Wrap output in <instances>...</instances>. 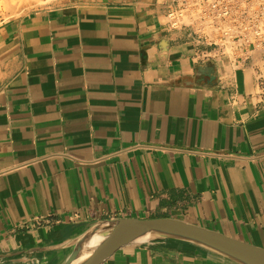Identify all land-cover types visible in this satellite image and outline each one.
I'll list each match as a JSON object with an SVG mask.
<instances>
[{
    "label": "crops",
    "instance_id": "crops-1",
    "mask_svg": "<svg viewBox=\"0 0 264 264\" xmlns=\"http://www.w3.org/2000/svg\"><path fill=\"white\" fill-rule=\"evenodd\" d=\"M172 7L61 0L0 21V264H63L122 218L264 248V54L215 53ZM104 264L238 263L153 238Z\"/></svg>",
    "mask_w": 264,
    "mask_h": 264
},
{
    "label": "built area",
    "instance_id": "built-area-1",
    "mask_svg": "<svg viewBox=\"0 0 264 264\" xmlns=\"http://www.w3.org/2000/svg\"><path fill=\"white\" fill-rule=\"evenodd\" d=\"M168 17L174 28L194 29L215 53L264 54V0H173ZM257 80L264 90V67Z\"/></svg>",
    "mask_w": 264,
    "mask_h": 264
},
{
    "label": "water",
    "instance_id": "water-1",
    "mask_svg": "<svg viewBox=\"0 0 264 264\" xmlns=\"http://www.w3.org/2000/svg\"><path fill=\"white\" fill-rule=\"evenodd\" d=\"M108 228L92 259L87 264H104L121 248L151 236L184 241L216 252L238 264H264V248L177 219H113L92 226L75 243L64 264L79 256L82 246L99 229Z\"/></svg>",
    "mask_w": 264,
    "mask_h": 264
},
{
    "label": "rangeland",
    "instance_id": "rangeland-1",
    "mask_svg": "<svg viewBox=\"0 0 264 264\" xmlns=\"http://www.w3.org/2000/svg\"><path fill=\"white\" fill-rule=\"evenodd\" d=\"M61 0H0V21L27 14L44 7H53Z\"/></svg>",
    "mask_w": 264,
    "mask_h": 264
},
{
    "label": "bare ground",
    "instance_id": "bare-ground-1",
    "mask_svg": "<svg viewBox=\"0 0 264 264\" xmlns=\"http://www.w3.org/2000/svg\"><path fill=\"white\" fill-rule=\"evenodd\" d=\"M108 228L99 229L93 235H91L87 240H85L82 250L75 261L71 264H87L92 259L100 243L104 240ZM151 236H145L138 240V243L146 242ZM64 264V263H63Z\"/></svg>",
    "mask_w": 264,
    "mask_h": 264
}]
</instances>
